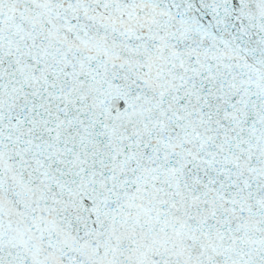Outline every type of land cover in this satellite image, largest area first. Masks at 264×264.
<instances>
[{
	"label": "snow or ice",
	"instance_id": "snow-or-ice-1",
	"mask_svg": "<svg viewBox=\"0 0 264 264\" xmlns=\"http://www.w3.org/2000/svg\"><path fill=\"white\" fill-rule=\"evenodd\" d=\"M0 264H264V0H0Z\"/></svg>",
	"mask_w": 264,
	"mask_h": 264
}]
</instances>
